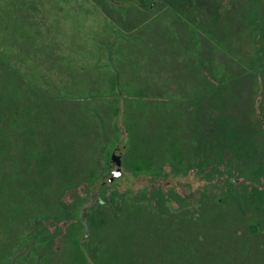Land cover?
Masks as SVG:
<instances>
[{"label":"rangeland","instance_id":"rangeland-1","mask_svg":"<svg viewBox=\"0 0 264 264\" xmlns=\"http://www.w3.org/2000/svg\"><path fill=\"white\" fill-rule=\"evenodd\" d=\"M240 1L157 0L152 9H145L138 0H42L43 5L41 0H0V88L22 80L29 90L36 87L45 93H50L52 85V92L64 87L74 94L64 102L78 107L84 99L90 110L100 109L103 136L99 147L91 150L101 179L66 187L54 202L57 210L36 211L31 205L46 198L43 186L39 190L32 187L24 203L10 198L15 193L6 186V193L0 196V264H68L76 238L81 240L87 262L97 264L100 245L108 238V225L128 204L144 203L161 213L218 196L223 203L240 207L244 219L257 221L264 233V70L253 71L258 78L255 82L251 71L245 72L240 65L233 67L219 48L229 39L226 25L237 45L240 43L245 22L234 15ZM170 7L182 11L175 12L176 22L160 17ZM195 19L211 28L214 37L193 31L191 22ZM223 20L228 24L222 25ZM140 26L141 36L152 41L124 44L122 54L129 61L126 78L147 81L145 87L153 81L154 88L162 91L168 82L166 91L171 94L181 89L184 72L180 68L184 71V64L187 72L198 75L192 74L190 84L198 78L212 81L225 61L236 75L230 82L209 88L206 95L185 99L188 104L179 97L145 96L139 105L130 106L139 110L143 125L151 129L168 110L181 109L191 117L193 125L185 135L190 142L187 155L193 161L185 168L163 160L149 174L128 171L122 164L128 138L123 115L110 123L103 116L108 104H95L101 97V73H108V57L118 62L119 55L111 54L118 45L114 33L131 32ZM195 36L197 45L190 42ZM170 37L172 42L167 41ZM59 50L69 52L75 64L64 68V73L48 64L57 62L53 53ZM190 90L184 88L188 93ZM193 115L198 119L193 120ZM115 133L119 141L108 161L107 147ZM18 144L22 149L27 146L22 139ZM236 201L240 206H235Z\"/></svg>","mask_w":264,"mask_h":264},{"label":"trees","instance_id":"trees-1","mask_svg":"<svg viewBox=\"0 0 264 264\" xmlns=\"http://www.w3.org/2000/svg\"><path fill=\"white\" fill-rule=\"evenodd\" d=\"M156 1L138 0L145 9H152ZM237 6L239 9L234 15L238 16V21L245 22L241 28L240 43L237 45L226 25L228 23L223 20L222 25H226L225 33L229 39L221 42L219 48L231 59L233 67L240 65L245 72L251 71L257 82L253 71L264 70V0H241ZM171 8L174 9L172 13L169 12ZM175 12L182 11L170 7L160 17L167 22H176ZM35 15L39 16L37 11ZM142 26L131 32L114 33L118 45L112 48L111 54L114 57L119 55L116 58L118 62L115 64L108 57V73H101L102 79L98 85L101 97L95 104H108V109L103 108V116L110 123L123 115L128 138L125 140L126 153L122 156V164L128 171L149 174L156 171L163 160L185 168L192 160L187 155L190 142L185 135L193 125L191 117H187L181 109L168 110L162 121L155 122V128L151 129L143 125L139 110L130 106L139 105L140 99L145 96L179 97L184 104H188L185 99L206 95L209 88L230 82L236 75L225 61L218 69L221 77L215 74L211 77L212 81L209 77L198 78L197 83L190 84L189 78L192 74L197 75V72H187L184 64V71L180 68L184 72L181 89L178 93L170 91L171 94L166 91L168 82L162 91L154 88L153 81H149L145 87L143 83L147 81L139 79L137 83L126 78L129 61L127 55L122 54L124 44L140 42L141 39L152 41L150 37L146 39L141 36L139 31L143 29ZM191 27L197 33L204 32L214 37V31L196 19L191 22ZM169 39L167 41L172 42L173 38ZM214 40L217 42V38ZM190 42L197 45V36ZM248 44H251L250 49ZM68 54L59 50L53 53L57 62L48 64L54 65L52 69L59 73L66 67L73 68L75 64ZM115 67L116 70L112 69ZM200 68L197 67L198 70ZM50 87V93L41 92L36 87L29 90L28 83L22 80L0 88V196L6 193L7 186L15 193L10 198H20L24 203L32 187L39 190L43 186L47 189L46 198L31 205L36 211L44 212L57 210L54 202L66 187L101 179L91 154L92 148H98L103 137L100 109L90 110L84 99H81L78 107L68 104L64 102L66 97L74 94L64 87L59 92H52L54 85ZM186 87L192 91H184ZM84 94L87 95L86 92ZM61 98H64L63 102ZM262 109L264 119V99ZM194 118L197 120V115H193ZM112 138L107 149L108 161L116 148L118 135L115 133ZM18 139L26 140L29 148L26 146L22 149ZM222 199L209 196L202 199L200 204L191 203L176 211L161 213H156L144 203L128 204L108 225V238L100 245L97 264H264V233L261 226L255 220H245L240 207L223 203ZM235 204L240 206L237 201ZM2 257L0 253V259ZM68 257V264H89L79 238L74 240Z\"/></svg>","mask_w":264,"mask_h":264},{"label":"water","instance_id":"water-1","mask_svg":"<svg viewBox=\"0 0 264 264\" xmlns=\"http://www.w3.org/2000/svg\"><path fill=\"white\" fill-rule=\"evenodd\" d=\"M114 156H115V155H114ZM121 172H122V171H121V169L119 168V173L121 174Z\"/></svg>","mask_w":264,"mask_h":264},{"label":"flooded vegetation","instance_id":"flooded-vegetation-1","mask_svg":"<svg viewBox=\"0 0 264 264\" xmlns=\"http://www.w3.org/2000/svg\"><path fill=\"white\" fill-rule=\"evenodd\" d=\"M108 148V147H107ZM106 149V148H105ZM111 167V166H110Z\"/></svg>","mask_w":264,"mask_h":264}]
</instances>
